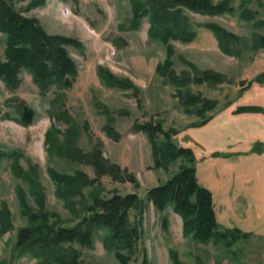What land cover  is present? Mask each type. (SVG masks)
Segmentation results:
<instances>
[{
  "label": "rangeland",
  "instance_id": "374dc122",
  "mask_svg": "<svg viewBox=\"0 0 264 264\" xmlns=\"http://www.w3.org/2000/svg\"><path fill=\"white\" fill-rule=\"evenodd\" d=\"M219 1L222 0H214ZM29 4H19L25 15L37 18L49 34L76 38L83 47L68 48L78 68L68 89L56 83L42 86L28 70L21 72L18 88H9L0 80V211L7 206L11 213L10 230L0 232V264H40L25 249L17 247L18 231L29 224L23 215L20 190L26 193L29 206L36 208L28 178L42 185L47 208L61 215L62 225L74 224L75 215L56 197L49 169L67 175L85 172L95 181L93 185L102 188L103 196L136 193L144 203L149 189L165 183L184 165H196L199 182L214 189L217 199L222 194L217 186L222 187V176L234 173L232 165L239 168L237 172L242 168L258 169L245 174L252 186L245 177L242 189L235 186L244 192L243 198L258 181L264 180L261 158L253 162L247 161L246 156L237 159L241 151H251L252 147L264 149L263 143L254 142L255 133L261 130L250 127L258 122L238 118L246 113L236 114L233 120L231 117L222 122L214 120L229 107L237 110L249 104L259 106L264 99V84L254 83L251 91L242 85L264 73V47L259 42L264 37V0H234L235 12L231 14L184 10L182 14L196 33L193 41L187 43L176 40L163 43L151 38L148 17L136 21L131 0H47L44 7L30 9ZM241 13L245 19L240 18ZM208 24L219 25L238 37L236 44L225 45L232 53L220 47L214 34L205 28ZM6 49L7 36L0 31V59H5ZM101 67L129 80L132 86L123 89L107 85L99 76ZM168 68L177 79H193L214 72L221 74L225 82L175 84ZM187 93L216 104L201 116L197 111L202 102L190 107L181 99L180 95ZM18 101L26 102L36 112L30 126L20 123L15 110ZM52 111L54 116L50 114ZM156 121L164 123L166 132L175 131L171 137L176 147L193 150V162L179 157L158 165L153 146L161 144L164 136L152 140L133 129L136 123ZM205 122L206 125L198 126ZM52 125L57 126L61 141L67 129L77 125L81 129L79 148L84 154L98 148L107 162V171L98 173L94 166L50 155L45 137ZM222 162L226 163L223 167ZM213 168H217L215 176ZM91 190L89 187L85 192ZM219 217L222 220L221 214ZM130 226L139 230V238L131 253L121 251L124 259L106 244L107 229L96 231L90 248L79 245L63 248L73 247L81 260L90 264H264V249L257 250V246L264 244L254 234L233 243L199 242L192 235H184L182 219L172 206L160 210L146 203V207L131 212Z\"/></svg>",
  "mask_w": 264,
  "mask_h": 264
},
{
  "label": "trees",
  "instance_id": "16d2710c",
  "mask_svg": "<svg viewBox=\"0 0 264 264\" xmlns=\"http://www.w3.org/2000/svg\"><path fill=\"white\" fill-rule=\"evenodd\" d=\"M68 1V0H62ZM135 20L148 17L150 21L149 36L163 43L170 40L191 42L196 33L192 30L190 21L182 14L184 10L193 13L222 15L235 12L234 0H131ZM29 2L30 8L44 7L47 0H0V31L7 36V49L5 59H0V80L9 88H18L21 85L20 74L28 70L33 74L35 81L46 86L56 83L60 88H70L71 79L77 75V65L71 57L68 48L81 49L82 43L72 37L49 34L37 18L25 15L19 4ZM240 18L245 19L241 13ZM136 24V23H135ZM205 28L211 31L220 47L226 49L228 43H237V36L223 27L208 24ZM264 47V37L259 38ZM225 46V47H224ZM169 66V64H168ZM171 65L169 66V68ZM168 68V70H169ZM99 76L104 83L114 87L128 89L132 85L129 80L120 79L99 68ZM170 77L175 84L193 81L196 84L205 82L222 84L224 77L219 73L206 72L195 78H179L173 72ZM180 79H184L181 80ZM254 83L264 84V73L258 75L247 85ZM246 91V90H245ZM186 105L197 107L202 102V108L197 113L201 116L215 106V102L200 101V97L191 96L189 93L180 95ZM15 110L20 117V123L30 126L36 117V112L24 101H18ZM261 113L264 109L259 106H241L234 114ZM54 116V112H50ZM6 117H10L7 115ZM60 121V118H55ZM208 122V121H206ZM198 126H204L207 123ZM77 125H71L59 140L58 129L52 125L48 130L45 143L50 155H57L75 163L94 166L98 173L107 171V162L101 151L95 148L85 153L79 148L77 141L80 139L81 129ZM135 132H142L152 140L158 136H164L161 144L154 143L153 156L158 165H163L179 157H184L193 162L195 155L191 148L176 147L171 134L173 129L165 131L162 121L136 123ZM175 132V131H174ZM0 153V157H1ZM196 165H184L165 183L153 187L147 191L146 203H152L156 208L165 210L172 206L183 223L185 236L192 235L199 242L208 243L212 240L223 242H235L248 235L239 229H224L217 220L214 206V197L211 190L203 186L197 176ZM114 169V168H113ZM22 173V170H19ZM115 177L117 173L112 170ZM48 174L56 187V197L64 203V207L75 215V222L71 226L62 225L61 215L47 208V197L42 185L37 184L32 178H28L32 184L31 195L34 197L36 208L28 204L26 193L20 190L23 215L29 224L20 228L17 235V247L25 249L37 258L40 264H90L80 258V254L73 247L65 249L64 246L79 245L90 248L94 245V237L98 229H107L109 236L106 241L108 247L115 250L120 259L121 251L132 252L135 248L139 230L130 226L132 211L146 207L138 194L130 193L122 195L118 192L111 196H103V190L99 185H93L95 181L90 179L85 172H77L73 175L61 174L55 169H49ZM132 178H130L131 180ZM133 181V180H131ZM92 188L88 193L87 188ZM11 228V213L7 206L0 211V232L8 233ZM128 258L126 259V262Z\"/></svg>",
  "mask_w": 264,
  "mask_h": 264
},
{
  "label": "crops",
  "instance_id": "0c3cea01",
  "mask_svg": "<svg viewBox=\"0 0 264 264\" xmlns=\"http://www.w3.org/2000/svg\"><path fill=\"white\" fill-rule=\"evenodd\" d=\"M252 88L253 86L248 88V90ZM262 100L263 101H259L258 105L259 106L262 105V107H264V99ZM245 106H252V105L249 104ZM231 108H233V106L229 107L227 110L220 113L219 116L216 117V119L214 120L218 122H222L224 121L225 117L226 118L231 117L233 120V117L235 116L233 111H235V109L234 108L231 109ZM238 118L239 119L242 118V120L246 122H258V125L252 123L250 124L251 128H259L261 130L260 133H255L254 137L256 139L254 142L258 141L264 144V115L261 113H246L244 116H238ZM241 152H242L241 155L237 157L238 161L243 156H246L244 158L247 161H252V162L257 161V159L261 158V161L263 163L262 170H264V149L261 150L260 148L259 150L258 149L256 150L252 147L251 151H247V152L241 151ZM220 164H222L223 167L226 163L222 162ZM232 166L234 169L233 170L234 173L229 175L226 174L222 176L223 177L222 181H224L223 185L222 187L217 186V189L220 190L222 193L221 196L220 195L218 196V199L216 198L214 189L208 187V189L211 190L213 193L217 220L219 224L222 226V228L225 227V229H239L240 231H242L247 235L254 234V236H256L257 239L260 241V244H264V180L258 181L257 186L251 192H247L246 198H243L241 195L244 194V192H241L242 190L240 191L236 190L235 186L240 187V189H242V187L245 186L244 177L246 178V182H247V176L245 174L248 173L249 175V173H253L254 171L256 172L258 169H256V167L253 170H246V169L244 170V168H242L240 171L237 172V169L239 168L236 169L235 165ZM216 167L219 168V164L216 165ZM216 171L217 168L216 169L213 168L212 175L215 176L217 173L214 172ZM247 183H249L251 186L253 185L251 180H249ZM235 191L238 194L235 193ZM249 202H252L250 206L248 204ZM220 214L222 216V220L219 217ZM257 247L259 248L257 250L264 249V246H257Z\"/></svg>",
  "mask_w": 264,
  "mask_h": 264
}]
</instances>
